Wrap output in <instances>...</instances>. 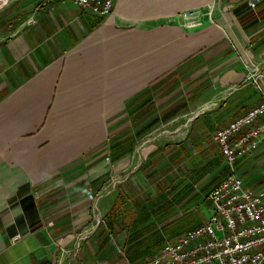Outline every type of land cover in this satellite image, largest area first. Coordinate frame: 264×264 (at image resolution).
<instances>
[{
	"label": "crops",
	"instance_id": "crops-1",
	"mask_svg": "<svg viewBox=\"0 0 264 264\" xmlns=\"http://www.w3.org/2000/svg\"><path fill=\"white\" fill-rule=\"evenodd\" d=\"M255 1L116 0L110 15L74 0L0 9V264H140L208 219L210 204L190 198L189 180L204 197L219 183L229 166L213 132L262 100L243 84L240 56L246 46L264 60V0ZM212 5L214 22L157 24ZM163 161L175 169L170 194L132 193L133 180L146 187ZM237 170L264 192V137ZM114 173L122 183L102 199L105 220L74 257ZM160 198L185 204V229L156 212Z\"/></svg>",
	"mask_w": 264,
	"mask_h": 264
},
{
	"label": "built area",
	"instance_id": "built-area-1",
	"mask_svg": "<svg viewBox=\"0 0 264 264\" xmlns=\"http://www.w3.org/2000/svg\"><path fill=\"white\" fill-rule=\"evenodd\" d=\"M74 2L83 10L101 15L112 14L116 4V0ZM249 3L256 6L255 0ZM214 11L215 5L207 9L184 10L158 20L157 24L176 22L195 28L214 22ZM243 51L240 55L246 69L243 84L252 83L262 95V100L212 134L213 140L222 147L229 170L207 194L210 215L205 222L189 229L177 240L166 242L140 264H264V192L248 185L237 170L241 153L254 149L264 137V60L251 55L246 46ZM258 119L259 122L253 125ZM245 127H248L245 133L233 139L234 134ZM95 228L85 227L77 234L75 248L71 252L74 257L81 242ZM64 252L62 249L61 261Z\"/></svg>",
	"mask_w": 264,
	"mask_h": 264
},
{
	"label": "rangeland",
	"instance_id": "rangeland-1",
	"mask_svg": "<svg viewBox=\"0 0 264 264\" xmlns=\"http://www.w3.org/2000/svg\"><path fill=\"white\" fill-rule=\"evenodd\" d=\"M17 0H6V2H4L1 6L0 9L10 3H14ZM162 157V156H160ZM146 154L145 152H141L137 157L136 160L138 161L139 164V169L140 167L143 166V164L146 162L145 160ZM193 158H197L196 155H194ZM194 160V159H193ZM190 158V161H193ZM194 162V161H193ZM191 164V162H190ZM165 166H167L166 168H164ZM177 169H179V165H176ZM172 167H170L165 161H163V163L158 162L155 166H151L148 170V180L147 183L148 184L146 187L143 186L141 184L140 181L137 180H133L132 182V187H131V192L136 194V196H138L141 193H145V194H151V192H166L167 194H170V189L173 186V181L175 180V175H174V170H171ZM112 176V178H111ZM123 177V174H120L119 176L116 175V173L114 174H110V179L108 182V185L101 191V193H99L97 195V198L95 199L94 202V217L92 219V221L87 224L86 226H84V228H88L90 226L96 227L94 229V231L90 234V236L97 231V229L102 225V223L105 220V216L104 213H102V209H103V204H102V199L105 198L106 196H115L116 193L118 192V189L120 188V183H122L121 181H119L121 178ZM130 175H124V180L129 179L130 180ZM189 192H190V198L192 196H194V193H197L195 195H199V199H201V201L205 202V205L208 203L210 204L209 199L207 197V195L204 197V192H202L200 190V186L197 187L196 185H194V183L191 181V179L189 180ZM174 187V186H173ZM174 189V188H173ZM172 189V190H173ZM192 193V194H191ZM204 199V200H203ZM165 198H160L157 200H155L154 202L156 203L155 206H157V210L156 212L162 210L164 212H169L166 213L168 216L170 215L171 219H173V222L175 224L176 227H174V231L180 230V229H185L184 227L189 224L188 223V214H187V210L188 208L185 206V204L183 206H179L176 203L175 204H171V205H167V203L169 201H164ZM190 200V199H189ZM198 200V199H197ZM143 201V200H142ZM140 200H137V202L139 203H143ZM160 202V203H159ZM191 203V202H190ZM166 204V205H165ZM203 204V203H202ZM162 205V207H158ZM192 205V204H191ZM204 205V204H203ZM203 205H200L201 208H203ZM205 207V206H204ZM160 209V210H159ZM193 210H196L195 208H191L190 207V212H192ZM157 215L159 213H156ZM158 219V218H157ZM91 230V229H90ZM170 235V234H167Z\"/></svg>",
	"mask_w": 264,
	"mask_h": 264
},
{
	"label": "bare ground",
	"instance_id": "bare-ground-1",
	"mask_svg": "<svg viewBox=\"0 0 264 264\" xmlns=\"http://www.w3.org/2000/svg\"><path fill=\"white\" fill-rule=\"evenodd\" d=\"M6 0H0V5L3 3V2H5Z\"/></svg>",
	"mask_w": 264,
	"mask_h": 264
}]
</instances>
